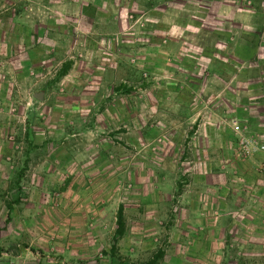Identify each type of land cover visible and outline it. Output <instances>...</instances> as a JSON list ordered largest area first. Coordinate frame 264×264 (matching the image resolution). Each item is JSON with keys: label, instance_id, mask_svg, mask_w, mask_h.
I'll list each match as a JSON object with an SVG mask.
<instances>
[{"label": "crops", "instance_id": "0c3cea01", "mask_svg": "<svg viewBox=\"0 0 264 264\" xmlns=\"http://www.w3.org/2000/svg\"><path fill=\"white\" fill-rule=\"evenodd\" d=\"M41 2L43 8L38 15L42 19L49 9L58 22L68 17L72 22L76 20L77 26L93 27L96 23L101 26L104 32L98 52L106 60L105 66L115 70L122 62L131 61L127 63L129 67L151 74L154 80L137 87L139 93L143 91L149 96L151 112L139 107L141 94H138V99L134 97L138 102L134 101L129 118L136 141L133 153L138 157L126 165L125 155L119 151L109 171L111 174L113 168L117 169L112 175L116 190L120 178L131 177L133 193L128 197L136 202L128 206L121 199L117 204H121L124 218L123 234L115 243L116 251L122 256L118 260L122 264L125 261L139 264L160 249L163 255L157 264H230L226 251L232 243L225 241L227 235L231 240L234 237L240 248L253 246L250 249L264 255V171L258 168L264 161V151L246 159L233 156L235 129L245 126L264 138V0ZM7 8L12 9V6ZM62 11L68 14L63 15ZM14 19L10 12L0 15L2 24L18 26ZM33 36L25 31L21 40L28 43ZM3 38L14 42L12 35ZM39 41L42 37L37 34L34 42L39 45ZM10 44L5 48L9 55L13 51ZM71 66L70 70H75L74 63ZM99 86L107 90L109 85L92 80L85 84V89L91 91V104ZM105 111L106 108L96 115L95 122L105 118ZM232 121L236 125H232ZM182 137L189 139L185 148L179 145ZM143 139L150 140L151 146H140ZM29 151L26 148L27 156ZM142 153L153 155L157 164L151 166L153 170L150 165L145 170L149 157L141 163ZM175 154H178L176 159ZM186 154L190 155L187 159ZM171 162L175 164V171L170 186L172 199H169L160 186L161 180L172 173L173 168H168ZM22 165L27 167V162ZM128 165L132 166L130 176L126 173ZM105 169L97 165L96 171L100 174ZM180 172L181 175L186 172V179H179H182ZM91 173H81L77 168L69 177L73 189H82L84 199L95 195L94 191H87L90 177L86 175ZM32 176H35L33 172ZM22 177L23 174L20 178L12 177L10 182L23 189ZM35 177L34 182L39 178ZM109 179L108 182L112 178ZM178 185L184 189L173 196ZM153 197L166 204H179L162 214L166 219L161 226L162 233L175 235L172 239L168 237V244L164 246L156 244L153 237L158 230L154 227L158 216L154 211L157 201L153 203ZM32 198L38 201L43 197L34 191L22 202ZM86 210L75 212L65 222L62 221L66 216L56 213L50 218L48 215L47 225L45 215H37L43 219L37 221L28 209H23L20 211L23 216L18 220V212L13 216L11 210L5 224L7 242L0 243V264H43L44 259L61 264H66L67 260L70 264H95L94 251L103 248L107 252L112 243L116 211L106 214V211L90 213ZM30 216L33 220L26 222L24 219ZM99 218L103 222L96 221ZM45 233L60 236L61 242L47 245ZM14 234L18 240L13 241ZM101 234L107 235L106 245L94 243L99 240L95 235ZM130 235L134 236V242L126 249L122 241ZM9 239L12 242H8ZM108 261V258L99 259L96 264H108Z\"/></svg>", "mask_w": 264, "mask_h": 264}, {"label": "rangeland", "instance_id": "374dc122", "mask_svg": "<svg viewBox=\"0 0 264 264\" xmlns=\"http://www.w3.org/2000/svg\"><path fill=\"white\" fill-rule=\"evenodd\" d=\"M10 6L12 9L7 8ZM40 8H43L41 0H0V15L6 16L10 12L14 14V21L18 24V26H10V24H2L3 21L0 22V243L3 244L7 242L8 238L5 235L7 211L13 210V216H15V212H18L20 216L18 220H20L23 216L20 211L28 209L30 215L37 221L43 220L37 215H45L44 223L47 225L48 215L52 218L56 213L59 216H66L62 221L65 222L75 212L85 211V209L90 213H103V211H106V214L114 213L121 199L128 203V206L136 203L131 196L128 197L133 193L131 177L128 178L126 175V177L120 178L119 187L116 190V183H112L115 177L112 175L117 169L113 168L114 172L111 174L109 171L112 169L110 168L113 165L112 161L117 155H120L119 151L125 155L126 165L138 157V154L133 153V144L136 141L132 134L133 122L129 120L133 105L138 102L134 97L138 99V94H141L139 107L146 112H151L149 96L143 91L139 93L137 89L140 85L143 87L150 81H154L151 74L129 67L127 63L130 64L131 61L122 62L123 64H120V67L115 70L105 66L106 60H103L98 52L104 32L101 26L97 23L93 27L77 26V21L72 22L68 17H64L58 22L55 20L57 18H53V12L49 9L45 10L47 13L42 19V16L38 15L41 12ZM62 14L67 15L68 13L62 11ZM47 19H49V23H47ZM25 31H28L29 36L34 35V41L35 36L39 34L42 37V41H39L40 44L37 45V42H34L31 37L32 41L23 42L21 35ZM4 35H12L14 42L5 40ZM9 43L13 48L10 55L8 52L5 53V48H8ZM24 46H26L25 49ZM24 54L29 55L24 56ZM65 61L74 63L75 70L69 68L65 75L56 79L55 73ZM90 80L109 85L107 90L100 86L95 90L93 104L89 97L91 91L85 89V84ZM116 87L121 90L118 91ZM39 92H41V98L37 99L34 95ZM108 93L113 96L106 98L105 94ZM101 99H104L102 100L103 105ZM136 107L138 108V103ZM105 108V118L98 123L95 122L96 115H99ZM250 133L258 135L254 132ZM188 140L183 137L179 139L180 147L185 148L189 143ZM28 141L34 144H30ZM150 142L148 139H143L140 146H151ZM26 148L30 150L28 156L25 153ZM26 156L27 167L22 173V180L25 182L22 185L23 189L20 188V190L10 181L17 175ZM140 156L141 163H144V160L149 157L148 165L146 164L144 167L145 170L149 165L151 169L152 165H157L153 160V155L142 153ZM177 156L178 154H175V159ZM188 156L190 155H185L186 159ZM97 165H101L103 169L106 168L104 172L99 174L96 171ZM75 167L81 173L92 172L86 176L90 177L87 191H94L93 197L84 199V195H81L84 194L82 189H73V185L69 183V177L77 169ZM131 167V165L126 167V173L132 170ZM161 167L162 165H159V168ZM169 167L173 168L170 169L172 173L168 178L161 180L163 183L160 188L166 194V198L172 199L170 186L175 164L171 162ZM32 172L39 177L36 182H34L36 177L32 176ZM152 173L155 174L153 171ZM179 174L182 177V179L179 178L180 180L186 179V172H183L182 175L181 172ZM109 178H112L111 183L108 182ZM29 179H33L32 182ZM6 181L9 182L6 183ZM81 186L84 188V185ZM175 189L176 193H173V196L179 195L184 186L178 185ZM34 191L43 198L38 201L32 198L27 202L26 200L22 202L26 195L32 194ZM120 192L125 196L122 197ZM154 198H151L153 203L157 201ZM149 203L151 205V201ZM6 205L10 206L9 210ZM140 205H144V203H140ZM173 205L177 207L179 204L175 202L166 204L160 200L155 206L156 210L154 211L158 217L155 219L154 227L158 230L153 234V237H155V243L160 246L168 244V237L172 239L175 236L162 233L163 223L166 220L162 214L168 209L172 210ZM255 208L257 209L258 206ZM70 210L71 214L68 215ZM35 211L39 213L35 214ZM54 218L58 219V217ZM33 219L30 216L24 220L30 222L29 220ZM99 220L100 218L96 221ZM132 221L130 218V222ZM14 236L13 241L18 240L15 234ZM227 236H225L227 244L232 243V246H228L226 251L230 264L264 263V255L261 254V251L250 249L253 246L245 249L240 248L236 245L237 240L234 237L231 240ZM62 237H66V235ZM95 237L99 239V242H94L96 244L106 245L108 243L105 234L95 235ZM59 238L61 237L56 234H44V239L49 246L61 242ZM223 239L221 236V240ZM10 241L12 242L9 239L8 242ZM133 242V235L122 241L126 249L131 248ZM106 253L109 257L106 256ZM120 257L122 256L118 251L115 256H112L109 253V248L107 252L103 248H98L94 251L92 258L93 262L108 258V264H115ZM47 260L44 259L43 264H61ZM67 261L64 263L70 264ZM123 263L133 262L125 261ZM116 264L122 263L119 261Z\"/></svg>", "mask_w": 264, "mask_h": 264}, {"label": "trees", "instance_id": "16d2710c", "mask_svg": "<svg viewBox=\"0 0 264 264\" xmlns=\"http://www.w3.org/2000/svg\"><path fill=\"white\" fill-rule=\"evenodd\" d=\"M70 66H71L70 61L63 62L60 65V67L58 68V70L56 71L55 78L59 79L61 76L65 75L66 72L68 71V69L70 68ZM26 162L27 161L25 158L24 163H26ZM24 169H25V167H24V165H22V167L17 171V175H15V176L20 178ZM9 207H10L9 205L8 206L6 205L7 210H9ZM7 212L8 213L6 214V221L8 220V216H9V211H7ZM123 231H124V218H123V213H122V206H121V204H119L117 206V209L115 212L114 235L112 236V243H110V245H109V253L112 256H115V254H116L115 243H116L117 239L123 234ZM162 255H163V252L160 249H156L150 258H148L147 260H145L139 264H157L158 260L162 257ZM130 264H134V263H130Z\"/></svg>", "mask_w": 264, "mask_h": 264}, {"label": "built area", "instance_id": "2783aa9c", "mask_svg": "<svg viewBox=\"0 0 264 264\" xmlns=\"http://www.w3.org/2000/svg\"><path fill=\"white\" fill-rule=\"evenodd\" d=\"M231 123L232 125H236L235 121H232ZM235 134L237 136L233 148V156L236 159H246L254 154L264 151V138L250 133L245 126L235 129ZM258 168L261 171H264V161L259 163Z\"/></svg>", "mask_w": 264, "mask_h": 264}, {"label": "water", "instance_id": "95a60500", "mask_svg": "<svg viewBox=\"0 0 264 264\" xmlns=\"http://www.w3.org/2000/svg\"><path fill=\"white\" fill-rule=\"evenodd\" d=\"M34 97H36L37 99H40L41 98V92L35 93Z\"/></svg>", "mask_w": 264, "mask_h": 264}]
</instances>
